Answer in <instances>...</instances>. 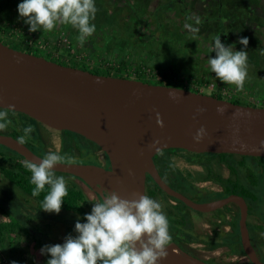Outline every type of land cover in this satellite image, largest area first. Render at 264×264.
Wrapping results in <instances>:
<instances>
[{"label": "rangeland", "instance_id": "374dc122", "mask_svg": "<svg viewBox=\"0 0 264 264\" xmlns=\"http://www.w3.org/2000/svg\"><path fill=\"white\" fill-rule=\"evenodd\" d=\"M20 2L0 0V42L12 49L94 74L136 78L149 84L165 79L170 86L175 85L173 87L204 91V94L218 95L226 101L238 99L244 105L264 107V0H96L98 11L93 21L96 31L82 45L77 41V31L70 25L57 24L51 32L28 31V25L18 17ZM217 35L226 47L234 46V51L242 47L238 43L240 37L248 38L247 77L239 91L235 84L220 81L210 71L208 58L215 57V52L210 50ZM139 72L144 75L139 76ZM11 130L7 128L0 133ZM17 130L12 132L20 134ZM41 133L48 150L57 152L61 134L45 127ZM71 137L77 141V149L84 150V158L72 159L71 154L65 152L67 155L61 162L102 163L101 151L93 157L83 147L81 139ZM0 151L8 153L5 148ZM169 157L179 173L197 174V178L203 172L199 166L186 161L187 153L175 152ZM208 163L216 173L227 176V171L216 161ZM25 170L29 169L24 162L0 157V178L5 180L0 181V211L7 216L0 219V243L7 238L5 243L9 240L11 247L19 250V253L14 252L19 257L13 260L16 264H46L45 255L40 253L43 246L37 245L32 236L43 238L46 245L63 243L68 235H76L74 225L80 217L65 211L45 212L35 199L8 182L9 178L16 179L15 175L19 176L17 181H21V171ZM242 172L247 177L243 169ZM63 177L67 187L82 192L83 199L78 207L85 214L90 213L93 204L99 201L96 194L74 180L77 178L66 174ZM257 200L248 201L249 214H258L255 210L259 208L258 211L263 210L259 215L264 221V204L259 198ZM248 227L252 232V227ZM257 229L264 231V225ZM261 247L264 250V242ZM188 248L187 254L210 263L247 262L231 254L228 247L211 249L206 244L195 243Z\"/></svg>", "mask_w": 264, "mask_h": 264}, {"label": "water", "instance_id": "95a60500", "mask_svg": "<svg viewBox=\"0 0 264 264\" xmlns=\"http://www.w3.org/2000/svg\"><path fill=\"white\" fill-rule=\"evenodd\" d=\"M223 107L224 112H217ZM0 109L20 113L42 126L77 134L95 144L109 168L59 163L55 173L82 181L96 196L116 191L125 199L145 195L149 176L165 194L189 208L208 212L228 203L240 208V245L251 264L257 257L247 229V205L236 195L205 204L190 201L160 178L154 157L165 150L192 154H228L264 158V107H252L186 89L104 76L61 65L12 49L0 42ZM198 109H204L197 114ZM163 122L157 125L156 114ZM203 127L199 143L193 136ZM158 141V142H154ZM0 146L26 162L40 156L13 137L0 135ZM160 264H210L170 243Z\"/></svg>", "mask_w": 264, "mask_h": 264}, {"label": "clouds", "instance_id": "9594fccd", "mask_svg": "<svg viewBox=\"0 0 264 264\" xmlns=\"http://www.w3.org/2000/svg\"><path fill=\"white\" fill-rule=\"evenodd\" d=\"M97 11L96 0H21L17 5L18 17L28 25V31L51 32L57 24L70 25L77 31L81 45L96 31L93 21ZM238 43L242 47L234 51V46L226 47L217 35L210 50L215 57L208 58V65L216 78L235 84L239 91L247 77L248 38L240 37ZM203 111L198 109L197 114ZM217 112L223 114L224 108L218 107ZM156 122L163 127L159 113ZM9 124L8 110L0 109V132ZM32 131L30 125L23 128L19 143H25ZM205 134V129L199 128L193 141L199 143ZM63 159L53 151L47 152L38 163L26 162L31 183L35 185L34 195L46 186L49 188L41 208L48 213L58 214L68 194L65 178L56 176L54 171V166ZM83 220L80 222L78 218L74 225L76 235H68L63 243L41 247V255L49 257L47 264H160L168 255L172 239L169 220L162 204L148 195L125 199L114 190H105Z\"/></svg>", "mask_w": 264, "mask_h": 264}, {"label": "flooded vegetation", "instance_id": "af4514ba", "mask_svg": "<svg viewBox=\"0 0 264 264\" xmlns=\"http://www.w3.org/2000/svg\"><path fill=\"white\" fill-rule=\"evenodd\" d=\"M11 112V111H9ZM12 115H19L21 117H17L15 123L18 125L19 121L21 122L22 127L31 126L33 131L29 134V136L26 138L29 141V145L26 144V146L36 155L40 156L41 158L44 157V155L49 151L46 147V142L44 141V138L42 136V129H44V126L37 125L35 123L30 122V118L26 116V118L22 117L23 114L15 113ZM25 116V115H24ZM28 118V119H27ZM46 128V127H45ZM48 129V128H47ZM51 130V129H49ZM54 131V130H52ZM58 132V131H54ZM64 132H58L61 134V138L59 139L60 148L57 151L62 156L67 155L64 151L63 147V137ZM12 130L8 133H0V135H6L13 137L14 139L18 140L16 136L12 135ZM22 134V133H21ZM37 138H35V136ZM71 142L70 143V149H71V158L72 159H83L84 155L83 149H77V141L74 140L72 137H70ZM19 141V140H18ZM83 144V142H81ZM89 151L91 152L92 156L95 157V154L97 151L100 150H94L93 146L90 145ZM175 152H184L181 151H175ZM175 152H170L166 154L167 161L169 164L172 165L170 161V154H173ZM102 153L103 161L100 163L99 166H103L105 168H109V163L106 158V156ZM83 155V156H82ZM216 155V154H215ZM6 158L11 159L12 161H20L21 163L24 162L26 164V161L24 159H21L19 157L13 156V155H6ZM198 158L191 157L190 159L186 158V161L189 163H192L194 165L199 166L203 172L202 174L196 178V175H185L184 173H179L176 171L175 167L173 173L170 172V170L164 169L160 162L154 158V164L156 166V169L159 173L160 178L168 185L171 189L174 191L180 193L184 197L188 198L190 201L198 203V204H205V203H212L224 198H227L231 195H236L242 197L247 205L248 211H247V229L249 232V238L250 242L256 252L257 257L260 259L261 262L264 263V250H262L261 244L264 242V231H259L257 228L259 226L264 225V221H261L260 213L263 212L255 210L258 214H249V207H248V201H254L257 202L258 200H251L250 198H246L243 194H240V191L237 190V192L225 194V188L220 183H217L214 181L213 177H210V174L208 173V170L206 169V165H209L208 161L214 160L216 161V164H219L221 167H223L227 171V176H222V174H218L213 169L214 167H210V170L212 172V175L215 177H219L223 179L224 181H227L229 179L234 180V177L231 175L227 164L220 161V158L217 157H209L204 156L201 158V161H197ZM199 160V159H198ZM64 163V162H60ZM69 164H80L78 161L70 162ZM95 165V164H94ZM59 174V173H58ZM61 174V173H60ZM64 176V174H61ZM192 176V177H191ZM77 182H80L84 184L79 179H74ZM248 180L245 178V176H240L239 182L243 186ZM145 195H148L152 197L153 199L158 200L163 207V211L168 217L169 220V232L172 237L170 243H173L177 245L182 251L188 252V246L191 244H217L224 242V239L228 237V235H235L233 231V227H235L234 224H237L239 222V215H240V208L235 203H228L224 205L223 207L208 211V212H200L193 210L186 206L184 203L179 201L176 198L170 197L167 194H165L159 187L154 183V181L151 179V177H146L145 182ZM201 184V185H200ZM225 184V183H224ZM72 185H76L73 183ZM85 185V184H84ZM209 185V186H208ZM258 197L262 203L264 204V194L260 193L262 191L258 190ZM257 198V199H258ZM262 217V216H261ZM252 227V232H250L249 227ZM239 232V229H238ZM231 241L235 242L237 239H232ZM239 242H240V236H239ZM241 246V245H240ZM221 247H227L226 245L219 246ZM219 247H216L214 249H218ZM229 248V247H228ZM242 249V248H241ZM230 251V249H229ZM232 254V253H231ZM235 255V254H233ZM240 256L247 260L246 263L243 264H251L248 260V258L244 255H235ZM208 262V261H205ZM211 262V261H209ZM210 264H216V263H210ZM234 264V263H233Z\"/></svg>", "mask_w": 264, "mask_h": 264}, {"label": "trees", "instance_id": "16d2710c", "mask_svg": "<svg viewBox=\"0 0 264 264\" xmlns=\"http://www.w3.org/2000/svg\"><path fill=\"white\" fill-rule=\"evenodd\" d=\"M95 74H98V73L96 72ZM98 75H101V74H98ZM138 75L143 76L144 74L142 72H139ZM157 84L170 86L169 83H167L165 81V79H163L162 82H158ZM173 86H175V85H173ZM195 92L201 93V91H195ZM212 96H214L218 99H222L218 95L216 96V95L212 94ZM231 102L244 105L238 99H233V100H231ZM8 114H9L8 119L11 120V124H9L8 128L9 129L12 128V130L18 129L20 132V134L19 133H12L11 136L20 137L21 135H23V127L21 125H19V124H21L20 121H19L18 125L15 123V121L19 120V119H17V117H21V116L12 115L14 113L9 112V111H8ZM22 117L26 118V116H24V115H22ZM29 120L31 123L37 124L36 121H34L32 119H29ZM37 125H39V124H37ZM64 133L65 134L63 137V147H64L63 149L65 152H69L71 154L70 143H69V142H71V139H70L71 136H75L78 139H81L83 142H85V143H83V147L85 149L89 150L90 145H91V146H93L94 150H99V148L95 144L89 142L88 140L84 139L83 137H81L77 134H73V133L68 132V131H65ZM34 136H35V134H34ZM35 138H37V137L35 136ZM29 141L30 140L26 139V142L23 144L29 145ZM30 142H32V141H30ZM0 148L3 149L4 147L0 146ZM175 151H180V150L171 149V150L161 151L154 157L155 159H157L160 162V164L162 165V167H164V169L170 170L171 173H173L174 168L167 161L166 154H168L170 152H175ZM186 153L188 154V157H187L188 159H190L191 157H196L199 159V160L197 159V161H201V158L204 156L217 157V158H220L221 162L227 164V167H228L231 175L234 177V180L229 179L227 181H224L223 179H221L219 177L213 176L212 172L210 170V167L208 165H206L207 166L206 169L208 170L210 177H213L215 182L220 183L221 185L224 186V188L226 190L225 194L234 193V192H237V190H239L240 194H243L246 198H250L251 200H257L256 195L259 193L258 190L262 191L260 193L264 194V158L239 157V156L228 155V154L215 155V154H192V153H188V152H186ZM10 154L23 159L21 156H19L18 154H16L13 151L8 150V153H6V154H4L3 151H0V157L3 158L4 160H6V155H10ZM250 164H252L251 165L252 167L250 166ZM240 169H241V171H240ZM242 169H243L245 175L247 173V177H245V178L248 179V180H246V182L243 186L239 182L240 176H244ZM22 171H21V173H22L21 176L23 178L21 179V181H17L18 180L17 178H19V176L15 175L14 177H16V179L15 178L14 179L9 178V182L12 183L13 185H15L16 187H18L23 193H25L28 196H30L31 198L35 199L39 203V205L42 207V201L44 200V197L46 196L47 192L49 191V188L46 186L43 191L34 195L35 185H33L31 183V180H30L31 172L29 170H25L24 172H22ZM257 173L259 175L255 176L254 174H257ZM55 174L59 175L60 173L59 174L55 173ZM82 199H83L82 192L69 186L68 187V194L64 197V202L62 204L61 211L78 214L80 219H81V222H84L83 218L85 216V212L82 210V208L78 207L79 203H80V201H82ZM98 199L100 200L99 197H98ZM234 225H235V227H233V231H234L235 235H228V237L226 239H224V242H222V243L207 244L208 247L211 249H214L216 247L226 245L227 247H229L230 253L235 254V255H244V252L241 249L240 242H239L238 227H237V224H234ZM32 238L37 245H40V246L46 245V242L43 241V238L35 239V237H33V236H32ZM232 239H237V241L233 242V241H231ZM0 252H1V254H3L2 250H1V246H0ZM44 258H45V262L47 264V260L49 259V257L47 255H45ZM207 263H210V262H207Z\"/></svg>", "mask_w": 264, "mask_h": 264}, {"label": "crops", "instance_id": "0c3cea01", "mask_svg": "<svg viewBox=\"0 0 264 264\" xmlns=\"http://www.w3.org/2000/svg\"><path fill=\"white\" fill-rule=\"evenodd\" d=\"M179 2V1H178ZM173 4H175V3H173ZM157 10V8L155 9V11ZM0 181H3V182H5V180L4 179H2V178H0ZM9 182V181H8ZM8 182L6 181V183L8 184ZM5 217H7V216H5V213L4 212H0V219H2V218H5ZM1 221V220H0ZM5 238V237H4ZM5 239H7V238H5ZM5 239H3V240H1V243H0V246H1V250H2V253L9 259V260H11L12 262H13V260H15L16 261V259L17 258H19L17 255H15V251L17 252V250H15L14 249V247H11L12 245H11V243H10V241L9 240H7L8 242L7 243H5ZM17 253H19V250H18V252ZM16 264V263H15Z\"/></svg>", "mask_w": 264, "mask_h": 264}, {"label": "built area", "instance_id": "2783aa9c", "mask_svg": "<svg viewBox=\"0 0 264 264\" xmlns=\"http://www.w3.org/2000/svg\"><path fill=\"white\" fill-rule=\"evenodd\" d=\"M145 73H147L146 75H148L149 72L145 71ZM134 80H136V78ZM212 88H214V87L212 86ZM203 92H201V93H203ZM0 264H11L10 261L7 258H5L3 254H1V252H0Z\"/></svg>", "mask_w": 264, "mask_h": 264}, {"label": "bare ground", "instance_id": "6f19581e", "mask_svg": "<svg viewBox=\"0 0 264 264\" xmlns=\"http://www.w3.org/2000/svg\"><path fill=\"white\" fill-rule=\"evenodd\" d=\"M192 264H195V263H192Z\"/></svg>", "mask_w": 264, "mask_h": 264}]
</instances>
